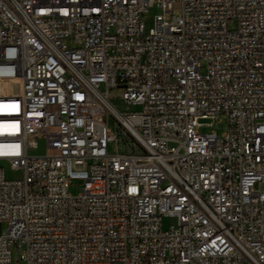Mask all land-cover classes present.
I'll return each instance as SVG.
<instances>
[{
	"label": "built area",
	"instance_id": "2783aa9c",
	"mask_svg": "<svg viewBox=\"0 0 264 264\" xmlns=\"http://www.w3.org/2000/svg\"><path fill=\"white\" fill-rule=\"evenodd\" d=\"M257 183L264 0H0V264H264Z\"/></svg>",
	"mask_w": 264,
	"mask_h": 264
},
{
	"label": "rangeland",
	"instance_id": "374dc122",
	"mask_svg": "<svg viewBox=\"0 0 264 264\" xmlns=\"http://www.w3.org/2000/svg\"><path fill=\"white\" fill-rule=\"evenodd\" d=\"M174 12L177 13V15H181L182 13V5L180 3H175L173 5ZM163 14L165 21L171 22V17L173 15L172 12L164 14L162 9L158 8H151L149 12L144 16L143 18V24H144V31L145 34L148 35L150 34L151 30L155 28L156 26V15ZM236 26L235 22H231L229 24V28L232 30ZM203 67V73L205 72V64L202 65ZM16 91H18V87L16 88ZM119 95L120 92L114 91L111 94V98L114 100V104L117 106H122V101L119 100ZM205 122H211V121H205ZM108 126L110 131L114 132L118 136V150L120 151V154H130L131 152H134L136 154L143 153L142 150L138 147V145L134 141H129L124 139V133L120 127L116 129L114 127V124L112 121H108ZM227 128V123L226 120L223 117H220L218 120L214 121L212 126L210 127H203L200 129L202 133L209 134L211 132H216L218 135H222ZM6 177L9 179H14V178H21L22 173H15L10 171L9 169H6ZM83 189V185L81 181H73L71 183V186L69 187V193L72 196H78ZM256 190H263L264 185L257 183L255 185ZM175 223V221L171 217H164L163 218V228L164 229H170L171 226ZM7 230V225L6 224H1L0 225V235H5ZM20 255L21 252L16 249L12 248V261L13 264H18L20 260Z\"/></svg>",
	"mask_w": 264,
	"mask_h": 264
}]
</instances>
